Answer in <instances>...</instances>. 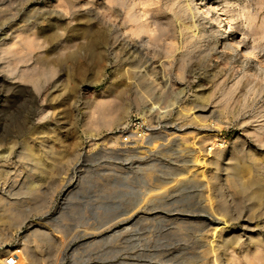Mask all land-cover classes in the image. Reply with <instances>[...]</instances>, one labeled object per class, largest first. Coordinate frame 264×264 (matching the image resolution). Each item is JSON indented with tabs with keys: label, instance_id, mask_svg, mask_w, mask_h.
Returning a JSON list of instances; mask_svg holds the SVG:
<instances>
[{
	"label": "rangeland",
	"instance_id": "obj_1",
	"mask_svg": "<svg viewBox=\"0 0 264 264\" xmlns=\"http://www.w3.org/2000/svg\"><path fill=\"white\" fill-rule=\"evenodd\" d=\"M186 1L195 0H0V260L11 250L17 264H203L194 258L195 233L185 239L159 227L174 226L181 210H197L204 183L180 194L174 187L171 200L143 202L175 184L164 183L188 159L199 128L218 127V146L234 147L244 176L260 178L259 201L228 186L264 240V70L240 60L235 48L222 49L231 39L226 21L181 16ZM213 2L234 38L264 55V0L206 6ZM128 12L151 32L134 35ZM192 25L198 34L186 31ZM29 30L39 48L14 53L20 32ZM130 65L154 80L139 101L119 95L130 80H114ZM24 142L41 153L51 147L54 162L40 167ZM131 212L155 218L139 223L151 228L121 232L119 219ZM35 224L44 236L32 234ZM255 257L264 260V243Z\"/></svg>",
	"mask_w": 264,
	"mask_h": 264
},
{
	"label": "bare ground",
	"instance_id": "obj_2",
	"mask_svg": "<svg viewBox=\"0 0 264 264\" xmlns=\"http://www.w3.org/2000/svg\"><path fill=\"white\" fill-rule=\"evenodd\" d=\"M213 13H215L217 15V17H214ZM180 14L184 18H187L189 16L192 18H195L198 14L199 15L201 14V15H203L202 16L203 20H206L207 22H212L215 24H219V20L226 21V24H227L226 30H228V34L230 33L229 36L231 39H229L230 40L229 43L224 42V47L222 49H229V48L233 47L237 51H240V60H243V61L247 60V59L253 60L257 64H259L258 66H259L260 70H262V68L264 70V55L260 56L259 54H257L255 52L254 49L248 47L246 44H243L240 41H237L234 38L235 34L232 32L231 21L228 20L227 18H224L225 15L223 14V12L220 10V8L218 7V5L216 3L213 2V3H211V5L209 7H207L206 6V0H197V1L195 0L193 2V5H192V2L189 3V1H186L180 7ZM127 16L129 18V21H131L133 24L130 27V30L134 35L140 36L141 34H148L151 32L149 25L145 22H141L142 16L132 14L131 12H128ZM29 31L20 32V34L18 36L19 39L17 41L18 43H16L17 46L15 47L16 49H14L15 51L13 50L14 53H17V52L23 53V52H27L28 50L39 48L34 32H32L33 34H31V30H29ZM186 31L191 32L193 35L198 34L197 28L195 25L187 26ZM214 35L218 36L219 33L215 32ZM23 60L24 59L22 57H20L19 61L22 62ZM131 65L127 69L123 68V69L119 70L117 75L115 74L116 77L114 78V80L119 85L122 82H125L126 80H128V81L130 80L131 82L129 83V87L122 88L120 86L121 89H120V87L118 88V89H120L119 95L121 97H131V99L138 100L141 97V95L143 94L144 87L146 85H148V86L152 85L154 83V80L152 79L151 74L149 72H144L145 70L144 71L138 70L137 67L134 68ZM244 74H249L255 80H258L261 77V73L259 71H256V72L254 71L252 73L251 70H244ZM144 97H145V94H144ZM136 100H134L135 103L137 102ZM141 101H142V99H141ZM153 106H155V105L153 104ZM143 107H145V106H143ZM156 108H158V106H156ZM161 108H162V106L160 105L158 109H161ZM153 109L155 110L154 107L150 110L153 111ZM165 109L163 108V110H165ZM157 110H155V112ZM203 129L199 128L200 131L197 132L195 135L193 134L194 136L191 137V139L189 138L190 140L193 141L191 144H192V146H194L195 149L193 148V151L189 153L188 159L184 161L183 165L181 163L182 166L178 167L179 169L177 167L175 168L176 170H174V171L175 172L177 171V172L175 173L176 175H174V176L176 178L174 177V179L167 180L164 183V184H168L170 182H175V184L168 187V188L162 189L161 192H158L156 194L152 193V195H150V197H152V198L149 197L148 199L143 200V202L147 203V201L148 202L154 201V204H155V201H157L158 203H161V202L168 200L170 198L172 199L174 197L175 192H177V193L179 192V194L183 193V192L185 193L188 189L195 188L198 183L203 182L204 184H202L203 186H201V187L203 188V194H205L204 195V201L196 204L198 209L194 210V211H190V209H189V211L188 210L187 211L181 210V212H178V213H181L182 215L177 214L176 218L173 220V221H175V223L172 221L174 223L173 224L174 226H171L172 223L171 224L169 223L170 226H164L163 225V226H160L159 228L174 230L173 232H176L175 235H177L178 237L179 236L183 237L185 239L191 238L190 234L195 233L196 241L195 240L194 241L198 245L197 247L199 249V252L196 254V257L194 255V258L197 259L199 262H202L203 264H254L255 261H257V264H264V260H262L260 257H255L257 251L261 247V244L264 243V240L261 237H258V235H260V236L262 235V231L256 230L255 228L249 226L251 219L248 216L244 217V215H243L244 212H242V210H243L242 206H239L236 203L235 198H233V195L230 192V190H231L230 187L232 186V188H234L235 194L236 193L237 194L249 193V197L251 198V200L259 201L262 198L261 189L259 186V184L261 183V180L256 175H253L251 177H250V175L244 176L243 171L241 169V165L238 163L239 161L235 157L236 156V150L234 147H231V149L225 151V150H223V148L218 146V140H217V134H216L218 127L217 128L213 127V128H209V129L207 128L208 130L207 129L203 130ZM180 136L182 137L183 134ZM183 138H184V136H183ZM183 138H182V142H185V141H183ZM179 141L180 140H178V142ZM175 142H177V141L175 140ZM27 146L28 145L25 142L22 143V149L27 148ZM249 146L250 145H248L247 147H249ZM43 148L44 149H43L42 153L40 150H34L33 148H27L26 149V150H29V153H30L28 155L30 157L29 159L37 162L40 167H42V165H44L45 163L51 164L54 162V155H50V156L48 155L49 151L51 150L50 149L51 147L44 146ZM184 156H182V157H184ZM181 160H183V159H181ZM228 182L231 185L230 187L228 186ZM226 184L228 187L224 188V186H226ZM21 186L23 187V184ZM128 187L129 186H127V188ZM174 187H176V189H177L175 192H174V190H172ZM159 188L161 189L164 187H159ZM10 191H11L10 194H12V190H10ZM4 192H1V193H4ZM124 195H125V193H124ZM182 195L184 196L185 194H182ZM182 195L179 197L182 198ZM128 196H130V195L128 194ZM146 196H149V195L146 194ZM155 196H157L158 198ZM119 198H120V196H119ZM122 199H124V196L122 197ZM0 200H2V199H0ZM136 201H138V200H136ZM136 201L134 204H136ZM133 202H132V206H133ZM173 202H174V200H173ZM117 203H118V201H117ZM125 203H126V201H125ZM164 203H166V202H164ZM123 205H124V203H123ZM137 205L139 206V204H137ZM140 205H142V203ZM167 206H169V205H167ZM172 206L174 207L175 205H172ZM116 207H117V205H116ZM139 207H138V210H139ZM118 208L119 207H117V209ZM141 208H143V207H141ZM144 208H146V207H144ZM135 209H137V207H135ZM171 209L173 210V208H171ZM174 209H175V207H174ZM147 210H149V209L147 208ZM152 210H155V208L154 209L152 208ZM168 210L164 211V208H163L162 211L168 212ZM116 211H115V213H116ZM118 211H119V209H118ZM119 212H121V211H119ZM175 212L177 213V211H175ZM118 213H117V215H118ZM185 214H188V215H185ZM120 217H121V215H120ZM143 217H145V216H143ZM158 217H159V215H158ZM114 218H116V217H114ZM139 218H137V214L135 212L134 213L131 212V215L128 218H125V219L122 218L123 220H120L118 218L119 222L120 223L122 222L123 223L122 226H124V228L121 227L122 230H120V231L123 233L124 232L126 233V232H132V231H138V230L151 228L149 226L145 227V225L144 226L141 224L139 225V223H141V221L145 222L146 220L147 221L150 220V217L149 218H147V217L143 218V220H141L142 218L141 219H139ZM170 218L168 221L165 219V221L169 222ZM154 219L151 218V220H153V221H154ZM171 219H173V218H171ZM242 220L246 221L247 224L241 225V229L238 230L234 224L237 222H241ZM160 221L162 222L161 218H160ZM163 222H164V220H163ZM149 224H151V223H149ZM154 224H155V222H154ZM165 224H166V222H165ZM157 225H158V223H157ZM116 226H117V224H116ZM38 227H40L39 224H35L33 226V228H35V229H33L32 234H34V235L41 234L42 236H44L45 234L42 233ZM153 227H155V226L153 225ZM116 228H118V227H116ZM155 228L157 229V226ZM147 232H149V231H147ZM167 232H169V231H167ZM173 232H172V234H173ZM120 233H118V234H120ZM141 233H140V235H141ZM156 233H157V231H156ZM152 234L154 235V233H152ZM152 234H150L151 237H152ZM159 234H160V232H159ZM172 234L170 233V235H172ZM117 235L114 236V238H117ZM158 235H156V236H158ZM160 235L162 236V234H160ZM143 236H145L146 238H149V237H147L148 235L147 236L143 235ZM163 236H165V235L163 234ZM11 237H13V236H11ZM173 237L174 236H172V238ZM178 237H177V239H180ZM170 238H168V239H170ZM145 239H144V241H147V239L146 240ZM150 239L152 241V238H150ZM163 239H165V238H163ZM174 239H175V237H174ZM157 240H158V238H157ZM159 240H160V238H159ZM147 242H145V243H147ZM134 243H135V241H134ZM139 244H140V241H139ZM141 244H142V242H141ZM157 244L158 243L156 242V245ZM147 246H149V245H147ZM251 246H253L255 248L254 254H252L249 251ZM148 249L150 250V247ZM239 249L243 251L242 255L238 254L237 251ZM16 252L17 251L13 252L11 250L7 251L5 255H8V256L4 259H1L0 263L5 264L6 260L9 259L12 255L16 254ZM18 252H20V251H18Z\"/></svg>",
	"mask_w": 264,
	"mask_h": 264
},
{
	"label": "built area",
	"instance_id": "obj_3",
	"mask_svg": "<svg viewBox=\"0 0 264 264\" xmlns=\"http://www.w3.org/2000/svg\"><path fill=\"white\" fill-rule=\"evenodd\" d=\"M124 135H127V134L124 133ZM126 141H127V139H125V142ZM17 263H18V255H13L9 259L6 260L5 264H17Z\"/></svg>",
	"mask_w": 264,
	"mask_h": 264
}]
</instances>
